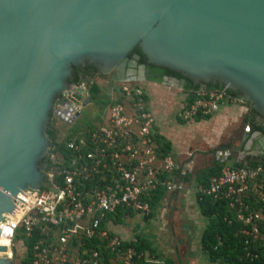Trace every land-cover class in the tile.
Returning a JSON list of instances; mask_svg holds the SVG:
<instances>
[{
  "label": "water",
  "instance_id": "water-1",
  "mask_svg": "<svg viewBox=\"0 0 264 264\" xmlns=\"http://www.w3.org/2000/svg\"><path fill=\"white\" fill-rule=\"evenodd\" d=\"M135 48L194 84L239 92L264 123V0H0V226L13 198L37 197L44 184L51 114L69 124L80 115L68 119V102L55 112L74 67L91 65L112 84L145 83L141 55L129 56ZM254 141L264 156L261 132L243 140L246 149ZM216 155L224 162L231 150Z\"/></svg>",
  "mask_w": 264,
  "mask_h": 264
},
{
  "label": "built area",
  "instance_id": "built-area-1",
  "mask_svg": "<svg viewBox=\"0 0 264 264\" xmlns=\"http://www.w3.org/2000/svg\"><path fill=\"white\" fill-rule=\"evenodd\" d=\"M112 85V100L102 124L82 138L65 142L67 155H58L57 166L43 172L44 184L37 197L24 190L18 200L13 198L14 208L4 214L0 226L4 230L0 239L11 256L0 252V258L11 264H22L27 258L28 264H103L99 251L103 245L111 255L110 264L150 263L145 254L136 251V237L125 241L108 230L111 218L120 210L148 217L153 208L151 198L158 190L178 192L183 183L173 179V157L159 151L153 132L155 118L143 85ZM238 101L225 90L201 94L181 107L177 117L193 121ZM66 102L72 108L68 119L80 114L81 108L90 104L86 83L75 84L60 96L55 112L67 111L61 105ZM54 116L66 123L56 113ZM197 194L227 202L242 225L244 259H259V249L264 248V167L224 166L207 187H197ZM35 234L30 255L23 240H18L24 257L16 258L17 238L30 240ZM125 242L128 246L123 248Z\"/></svg>",
  "mask_w": 264,
  "mask_h": 264
},
{
  "label": "crops",
  "instance_id": "crops-1",
  "mask_svg": "<svg viewBox=\"0 0 264 264\" xmlns=\"http://www.w3.org/2000/svg\"><path fill=\"white\" fill-rule=\"evenodd\" d=\"M144 88L155 118V140L159 137L170 146L167 154L176 165L173 179L183 183V189L165 192L149 218L132 214L112 222L108 230L125 241L132 237L144 241L149 247L144 253L149 264H220L211 262L202 249L207 220L200 215L197 205L196 173L202 170L197 165L214 149L231 150L235 144L243 143L252 133L248 122L250 107L240 101L228 103L208 119L183 122L177 117L180 108L187 104L183 87L160 82L146 83Z\"/></svg>",
  "mask_w": 264,
  "mask_h": 264
},
{
  "label": "trees",
  "instance_id": "trees-1",
  "mask_svg": "<svg viewBox=\"0 0 264 264\" xmlns=\"http://www.w3.org/2000/svg\"><path fill=\"white\" fill-rule=\"evenodd\" d=\"M134 53H138L141 55L138 48H135L129 56ZM141 62L144 63L145 57L141 55ZM148 67L153 72V76L149 79L151 82L160 83L162 81V77H173L179 80L184 79L185 85L184 90L187 92V105H190L194 100L200 98L201 94H208L210 92H218L223 91V87L219 83H207L205 84V89H201V86L204 83L194 84L193 81L187 78H183L179 73L175 71H171L169 69L158 67L154 65H148ZM96 74V69L91 66L87 65L84 68L74 67L73 72V79L71 83L79 84V83H86V85L91 87V91L95 89L96 84L90 81V76ZM90 92V91H89ZM225 93L230 97L238 100L241 96L239 92H233L230 90H225ZM91 99V96H90ZM248 105L247 103H245ZM250 107V105H248ZM255 117H259V114L250 107V117L248 122L251 126V132L259 131L264 136V123L258 124V120L254 119ZM209 116H201L198 115L195 120L200 119H208ZM48 137L51 141L49 155L39 162V168L43 172H47L49 169L55 168L57 166L56 159L58 155L66 156L67 152L65 151V142H58L56 141L55 131L52 127V124L49 125L47 130ZM158 139V146L159 151L162 154H167L169 151L170 146L162 141L159 137ZM263 166L264 167V157L260 158H249L245 161L241 162H234L232 167H242V166ZM226 165L225 162L214 161L213 164L209 167H206L196 173V181L199 186L207 187L209 182L212 178L217 177L220 173V170ZM185 179L186 176H185ZM165 191L160 189L158 190L151 198L150 204L152 207L156 206L162 196L164 195ZM197 201H198V210L202 217L207 220V225L203 231L202 235V249L204 253L207 255L208 259L211 262H217L220 264H263L264 258V248L259 255V259L250 261L248 259H244V238L239 233L242 228L241 223L237 222L234 216V212L229 209L227 202L225 201H215L210 197L200 196L197 194ZM132 213L130 211H117V214L114 215V218H111L113 223H117L118 221H122L123 217L130 216ZM146 219L149 218L145 217ZM37 238L36 234L34 235L33 239H24L23 243L27 250H30L34 240ZM137 238V237H136ZM137 244L135 245V249L138 253H145L149 247L142 241L138 239ZM128 244L125 242L123 244V248H126ZM99 251L103 257V264H110L109 259L111 255L108 252V249H105L103 245L99 247ZM29 258L22 261V264H28ZM142 264H146L141 262ZM171 264V263H167Z\"/></svg>",
  "mask_w": 264,
  "mask_h": 264
},
{
  "label": "rangeland",
  "instance_id": "rangeland-1",
  "mask_svg": "<svg viewBox=\"0 0 264 264\" xmlns=\"http://www.w3.org/2000/svg\"><path fill=\"white\" fill-rule=\"evenodd\" d=\"M90 81L96 84L95 89L91 91V87L88 85V89L90 91V104L82 107L80 110L79 117L71 124L69 123H59L56 120H53L52 127L55 131L56 141L58 142H66L67 140L78 139L84 137L86 134L91 132L92 130L97 129L103 122L104 118L108 114V106L111 103L112 96L110 95L111 88L113 87L112 83L110 82V75H93L90 76ZM143 85L146 83H140ZM251 107V106H250ZM259 121V117H255ZM236 145V144H235ZM234 145V146H235ZM233 146V147H234ZM216 150L214 149L208 153H206L205 158L199 159V164L197 168L204 169L209 167L213 164L214 161H217ZM50 151V150H49ZM210 157H207L210 155ZM212 157V158H211ZM231 160L229 159L226 161V165H233L235 159L237 162L245 161L249 158L238 159V157L234 154L230 156ZM255 159L260 157H253ZM24 240L21 236L17 238V243H15V257L22 258L24 257V253L21 249L22 244L19 241ZM9 257L11 256V252L7 254Z\"/></svg>",
  "mask_w": 264,
  "mask_h": 264
},
{
  "label": "flooded vegetation",
  "instance_id": "flooded-vegetation-1",
  "mask_svg": "<svg viewBox=\"0 0 264 264\" xmlns=\"http://www.w3.org/2000/svg\"><path fill=\"white\" fill-rule=\"evenodd\" d=\"M135 54V53H134ZM132 56V55H131ZM130 56V57H131ZM139 64L140 65H144L145 68L143 70V77L145 79V83H154V82H151L149 79L153 76V72L151 71V69L148 67L149 64H147L146 62L142 63L141 62V58L139 60ZM87 66V65H86ZM86 66H83V67H80V68H84ZM97 75V73L95 74ZM165 77V76H164ZM168 78H172V77H168ZM163 79V77H162ZM162 82V81H161ZM75 85V84H74ZM205 84H203L201 86V89H205ZM60 98V97H59ZM58 98V99H59ZM53 120H56L58 121L59 123H62L59 119H57L55 116H54V113L51 114V121H50V124L53 123ZM242 143V142H241ZM260 151L261 149L258 147L256 141H254L253 145L249 148V149H246V146H245V142H243L242 144H238L237 146H234L232 149H231V154H234L236 155L238 158L240 159H243V158H253V157H264L262 155H260ZM231 156V155H230ZM226 159V160H231V158Z\"/></svg>",
  "mask_w": 264,
  "mask_h": 264
},
{
  "label": "bare ground",
  "instance_id": "bare-ground-1",
  "mask_svg": "<svg viewBox=\"0 0 264 264\" xmlns=\"http://www.w3.org/2000/svg\"><path fill=\"white\" fill-rule=\"evenodd\" d=\"M4 245H5L4 242H2V240L0 239V246L5 247ZM9 252H11V251H10V250H7L6 255H7ZM0 255H1V254H0Z\"/></svg>",
  "mask_w": 264,
  "mask_h": 264
}]
</instances>
